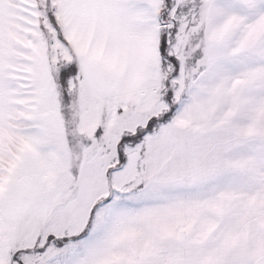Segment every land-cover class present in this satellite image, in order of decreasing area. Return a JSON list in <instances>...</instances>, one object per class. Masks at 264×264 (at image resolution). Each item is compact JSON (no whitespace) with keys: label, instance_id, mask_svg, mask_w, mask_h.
Segmentation results:
<instances>
[{"label":"snow or ice","instance_id":"6c2138e0","mask_svg":"<svg viewBox=\"0 0 264 264\" xmlns=\"http://www.w3.org/2000/svg\"><path fill=\"white\" fill-rule=\"evenodd\" d=\"M0 264H264V0H0Z\"/></svg>","mask_w":264,"mask_h":264}]
</instances>
